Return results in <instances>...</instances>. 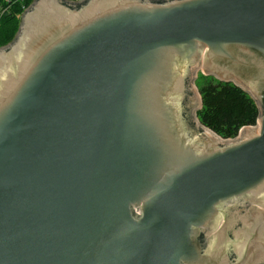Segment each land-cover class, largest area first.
<instances>
[{
  "label": "water",
  "instance_id": "water-1",
  "mask_svg": "<svg viewBox=\"0 0 264 264\" xmlns=\"http://www.w3.org/2000/svg\"><path fill=\"white\" fill-rule=\"evenodd\" d=\"M199 69L256 124L204 125ZM0 264H264V0H33L0 46Z\"/></svg>",
  "mask_w": 264,
  "mask_h": 264
},
{
  "label": "trees",
  "instance_id": "trees-1",
  "mask_svg": "<svg viewBox=\"0 0 264 264\" xmlns=\"http://www.w3.org/2000/svg\"><path fill=\"white\" fill-rule=\"evenodd\" d=\"M33 0H0V46L12 41L22 15ZM203 107L200 121L224 138H233L240 128L255 125L259 108L251 95L233 82L206 77L200 82Z\"/></svg>",
  "mask_w": 264,
  "mask_h": 264
},
{
  "label": "rangeland",
  "instance_id": "rangeland-1",
  "mask_svg": "<svg viewBox=\"0 0 264 264\" xmlns=\"http://www.w3.org/2000/svg\"><path fill=\"white\" fill-rule=\"evenodd\" d=\"M21 16H22V15L20 14V18H21ZM206 77H213V78H216V77H214V76H212V75H209V74L205 73V72L203 71V69H199L198 72H197V77H196V81H195V83H196V87H197L198 90H200V89H199L200 82H201L202 80H204ZM216 79H218V78H216Z\"/></svg>",
  "mask_w": 264,
  "mask_h": 264
},
{
  "label": "built area",
  "instance_id": "built-area-1",
  "mask_svg": "<svg viewBox=\"0 0 264 264\" xmlns=\"http://www.w3.org/2000/svg\"><path fill=\"white\" fill-rule=\"evenodd\" d=\"M75 1H77V0H75Z\"/></svg>",
  "mask_w": 264,
  "mask_h": 264
}]
</instances>
